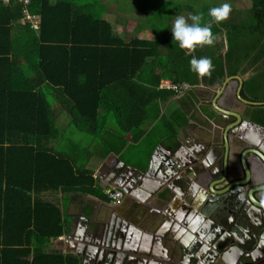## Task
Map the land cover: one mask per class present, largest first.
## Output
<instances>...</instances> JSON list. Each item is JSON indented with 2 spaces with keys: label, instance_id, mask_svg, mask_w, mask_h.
Masks as SVG:
<instances>
[{
  "label": "trees",
  "instance_id": "1",
  "mask_svg": "<svg viewBox=\"0 0 264 264\" xmlns=\"http://www.w3.org/2000/svg\"><path fill=\"white\" fill-rule=\"evenodd\" d=\"M24 7L36 17L37 29L20 21ZM104 11L101 0L0 4V264H77L72 255L48 251L66 227L44 194L76 189L82 173L70 149L75 142L55 125V109L65 112L72 132L90 140L92 155L100 157L149 135L142 126L158 115L151 104L175 94L159 89L161 80L197 84L191 59L211 60L210 75L199 76L212 84L264 57V0H251L239 23L210 24L212 37L224 30V58L218 54L224 42L214 39L184 56L188 48L167 28L155 30L150 41H124ZM205 11L201 24L213 18ZM256 68L246 90L251 101L264 102V79L258 77L264 69ZM254 113L264 117V108ZM166 128L158 138L174 129L169 123Z\"/></svg>",
  "mask_w": 264,
  "mask_h": 264
},
{
  "label": "crops",
  "instance_id": "2",
  "mask_svg": "<svg viewBox=\"0 0 264 264\" xmlns=\"http://www.w3.org/2000/svg\"><path fill=\"white\" fill-rule=\"evenodd\" d=\"M101 1L103 6L104 1L106 2L104 19L107 18L105 14L111 16L113 13V17L108 18L109 23L114 33L124 41L132 39L150 41L155 37V30L164 32L167 28L172 31L178 16H183L186 23L191 24L192 15L199 14L203 19L207 14L206 9L209 13L211 8H218L224 3L230 5V11L223 22L239 23L251 7V0H218V2L213 0H131V3H138L141 6L135 11V19L133 18L132 21L123 19L125 24L121 25V28H113V24L118 21L114 18L118 16L117 13L114 16L115 11L123 8L121 0ZM111 2L113 4H110ZM143 11L150 12L146 16L149 20L145 24L138 25L143 21ZM239 12L244 13L242 16L237 15ZM159 13L161 15H157ZM210 24H216L214 18L210 23L201 25L209 27ZM146 32L148 33L145 34ZM213 39L216 42H224V47L218 53L224 58L226 52L224 30L221 28V32ZM164 40L172 41L167 37ZM189 53H192V49H186L184 56ZM197 78V84L187 85V89L181 94L175 93L167 99H159L155 104H151L153 106L149 110L152 113L154 111L155 114L158 112V115L147 120L142 126L145 135L149 133L148 136L143 135L135 143L128 141L123 149L100 157L92 155L90 140L81 143L83 136H77L72 132L65 112L55 109V125L61 129L63 135H71L70 138L75 144L70 149L73 151L76 166L82 171L76 176V189L64 193L55 191L44 194V197H50L49 199L61 212L66 227L62 237L69 235L75 237L84 230L83 238L89 239L87 220L95 219L98 221L95 225H107V236L110 237L115 252L119 253L113 264H173L170 253L173 246L177 247V241L186 230L184 224L193 221L194 217L200 214L196 207V196L191 195L188 182L191 181L193 184L201 166L208 165L209 161H206V158L209 148L215 145L219 149L224 143L223 124L213 121L214 115L208 110L206 101L198 96L200 90H206L210 98L213 92L220 91L222 89L219 83L220 78L212 84L208 82L209 80L202 81L199 74ZM245 108L243 106L238 109L241 114L249 111L243 117L247 121L252 120L251 122L258 124L259 127L242 123L237 126V134L231 136L230 141L236 146L240 141L252 140L259 147L264 148V123L261 124L264 117L262 114H255L256 108L252 106ZM161 116L165 117L164 121H161ZM168 123L173 124L174 129L166 132V136L158 138L162 131L167 130ZM215 123L219 127L215 128ZM109 128H112V125ZM213 130H216L218 135H210ZM232 160L236 161V159ZM86 172L89 177L84 174ZM129 172H132L129 184L133 183L130 195L126 197L122 195L120 205L109 207L110 204L103 198V190L112 187L109 185L118 183L119 175ZM88 178L93 180L92 187L88 185L90 184ZM167 186L168 194L163 198L160 191ZM109 208L114 210L111 211ZM88 226L92 227V224L89 223ZM78 239L73 238L64 242L59 241L60 237L53 242L49 250L72 255L77 259L78 264V257L72 253L77 248ZM138 251L146 255H138ZM93 263L94 261L88 258L84 259V264Z\"/></svg>",
  "mask_w": 264,
  "mask_h": 264
},
{
  "label": "flooded vegetation",
  "instance_id": "3",
  "mask_svg": "<svg viewBox=\"0 0 264 264\" xmlns=\"http://www.w3.org/2000/svg\"><path fill=\"white\" fill-rule=\"evenodd\" d=\"M258 65H260L262 70L264 69V57H262L259 63H257V65L255 66L248 67V64L243 65L241 71L236 73L235 75L229 76L224 73V75L219 79V83L222 86V89L218 92L224 93L225 96L223 97L224 99L221 100L219 99V97L215 99V105L218 106V103H220L225 107H233L238 109L244 106L246 108H249V105L243 103L245 101L254 103L255 101H251L249 99L251 97L247 94L246 82L254 79V77L258 75L259 70L256 68V66L258 67ZM233 76H238L241 79H246L242 83V87L239 92H237V86L233 85V80L230 79ZM258 77L260 80H263L264 73L260 74V76ZM213 95L214 94H212L211 98L213 97ZM198 96H200L202 100L206 101L208 110L211 111V113L214 115L213 121H215L216 123H220V114L216 112L215 107L210 105V97L208 92L206 90H200ZM245 112L247 113L244 114H248L249 111ZM244 114L242 115L244 116ZM224 120L226 121L225 126H229V123L227 122L228 117H225ZM216 123L214 124L215 128L219 126ZM236 134L237 126L234 128H230V130H228L227 134L225 135L226 140L229 141L231 136H235ZM210 135L215 136L218 135V133L216 130H213V132H210ZM223 140H225V138H223ZM228 141H226L227 149L223 152L227 155L226 158H230L231 161H228L230 164H233V171L229 172L227 165L226 167L224 166L221 159L222 152H219L218 147H216L215 145L211 146L208 150L207 156V159L209 158V163L207 162L208 165H204V167L201 166V170L196 173V179L193 184L190 180V182H188L191 190V195L196 196V207L199 211L203 212L202 223H204L206 228L210 230L214 229L215 232H217V239H221L220 246L225 249V253L219 258L220 262L217 264H264V242L262 244L260 243L255 245L256 247L252 251L245 253V255L242 252H237L230 245L237 238H239L246 245L249 243V237L246 235V229H244L245 224L243 222L244 212L250 207L247 199V194L249 190L254 187L255 181L261 179V176L263 175L260 174V168H258L257 166L256 168L258 169L259 175L256 176L253 181L242 183L245 180L244 171L241 172L238 168V165L235 164V160H232L237 158L236 154L239 148L238 146H231L230 142ZM250 141V143L257 144L252 140ZM240 143H242V141L237 143V145H239ZM222 147L223 145H220V149H222ZM261 148L263 147L261 146ZM247 156H250V154H247ZM254 194L258 195V192ZM260 198H262L260 200H264V197L262 195ZM256 199L259 200L258 197H256ZM261 212L264 214V210ZM259 217L260 219H258V223L264 225V216L262 215ZM98 225L103 229L104 227H107V225L103 226V224ZM111 247H114V245L111 244ZM177 247H179V245ZM177 247L174 248L173 246L170 253V259L173 264L177 260L176 255L179 249H177ZM246 256L248 257V259H246ZM106 258L110 257H105L104 259ZM108 261L109 260L106 259L104 264H108ZM110 263L113 264V261H111ZM190 263L192 262L189 259H183V264Z\"/></svg>",
  "mask_w": 264,
  "mask_h": 264
},
{
  "label": "water",
  "instance_id": "4",
  "mask_svg": "<svg viewBox=\"0 0 264 264\" xmlns=\"http://www.w3.org/2000/svg\"><path fill=\"white\" fill-rule=\"evenodd\" d=\"M230 79L233 80V85L237 86V92L240 91L242 83L246 80L241 79L238 76H233ZM213 94V97L210 99V105L215 107L216 112L220 114V124H223V137L225 138V143L223 144L222 149L219 148V152H222L221 159L224 166L226 167L227 165L229 172H232L233 164L229 163V161H231L230 158H226L227 155L223 152L227 149L226 141L228 140H226L225 136L227 134V131L230 130V128L232 127L234 128L236 126L242 125V123H246L245 125L252 124L257 127H259V125L249 120L247 121L240 113V109L233 107H225L220 103H218V106L215 105V99H217L218 97L220 100L224 99L223 97L225 95L222 92H217ZM243 104H247L252 107H264V102L249 103L245 101ZM225 117H228L227 122L229 123V126H225ZM230 140L228 142H230V145L232 146ZM250 142L251 141H242V143H240L239 145L236 144L239 149L236 154L237 158L235 164L238 165V168L241 172L244 171L245 175V180L242 183H245L247 181H253V179L259 175L258 169L256 168L257 166L258 168H260V174L263 176H261V179L255 181L254 187L250 189L247 194V199L250 207L244 212V221H242L245 224L244 229H246V235L249 237V243L246 245L239 238H237L230 244L237 252H242L244 255L245 253L252 251L256 247L255 245L260 243L262 244L264 242V225L258 223V219H260L259 216H264V214L261 212L264 210V200H260L262 199L260 198L261 195L264 197V148H261L257 144H253ZM247 154H250V156H247ZM208 160L209 158H206V161ZM131 179L132 172L122 173V175H119L118 177V183L109 186L120 189L123 196L126 197L130 195V189L131 187H133V183L129 184V181ZM134 180L136 179L134 178ZM160 187H162V185ZM257 192L258 195L254 194ZM160 193H162L163 198L166 197L168 194V186L167 188H164L162 191H160ZM256 197H258L259 200L256 199ZM109 207L113 208L111 205H109ZM111 208H109V210L113 211L114 209L112 210ZM199 212L200 214L196 215L193 221L184 224L186 230L183 232L182 237H180L179 241H177L178 243L176 245H179V247H177V249H179L176 255L177 260L174 264H183V259H189L192 262L190 264H217L220 262L219 258L225 253V249L220 246L221 239H217V232H215L214 229H211V231L210 229L206 228L204 223H202L203 212ZM97 222L98 221H96L95 219L92 221L87 220L86 227L88 228V231H90L89 239H86L85 237L83 238L84 230H81V236L78 235L74 237L72 235H69L59 240L65 242L73 238L78 239V237L80 236L78 239L79 243L76 245V250H74L73 252L71 251L78 257V264H84L85 258H88L90 261H94L93 264H104L105 260L108 259V264H111L110 262L113 261L115 263V258L117 257V255L119 256V253L117 254L115 252V248L111 247L110 237L107 236L108 228L104 227L103 229L99 225H95ZM89 223L92 224V227L88 226ZM48 251L51 253L61 254V252L55 250ZM137 254L144 255L145 253L138 251ZM120 256H125V254H120ZM105 257L110 258L104 259ZM246 259H248L247 256Z\"/></svg>",
  "mask_w": 264,
  "mask_h": 264
},
{
  "label": "clouds",
  "instance_id": "5",
  "mask_svg": "<svg viewBox=\"0 0 264 264\" xmlns=\"http://www.w3.org/2000/svg\"><path fill=\"white\" fill-rule=\"evenodd\" d=\"M229 11L230 5L228 3H224L218 8H211L208 14L216 21H222L227 18ZM190 19L192 21L191 24L186 23V20L183 16H178L175 19L171 31L173 40L178 41L181 48L188 49H192L196 45H211L213 43L211 30L209 27L201 25V16L199 14L192 15ZM190 64L192 70L201 76L210 75L211 71L213 70V65L209 58H193L191 59ZM61 239H63V237H61Z\"/></svg>",
  "mask_w": 264,
  "mask_h": 264
},
{
  "label": "built area",
  "instance_id": "6",
  "mask_svg": "<svg viewBox=\"0 0 264 264\" xmlns=\"http://www.w3.org/2000/svg\"><path fill=\"white\" fill-rule=\"evenodd\" d=\"M31 0H0V4L6 5V4H21L22 6L28 5ZM21 22H29L30 26L33 29H37V21L36 17L31 15L28 10L24 7L22 9V18L20 20ZM159 89H167L170 90L176 94H181L187 89V85L184 83H172L169 80L160 81L159 83ZM103 195L105 196V200L108 204L112 206H118L122 202V192L114 187H108L103 190Z\"/></svg>",
  "mask_w": 264,
  "mask_h": 264
},
{
  "label": "rangeland",
  "instance_id": "7",
  "mask_svg": "<svg viewBox=\"0 0 264 264\" xmlns=\"http://www.w3.org/2000/svg\"><path fill=\"white\" fill-rule=\"evenodd\" d=\"M216 1L218 2V0H213V2H216ZM241 1H246V0H241ZM104 3H105L104 6H106V2L105 1H104ZM120 3L122 4L123 8H118L115 11L114 16L116 15V13L118 14V16H115L114 18H116L118 21L113 24L114 25L113 28H121L120 26L125 24L123 19H128V20H131V21L133 20V18L135 19V16H134L135 11H137V9L141 7L140 5H138V3H131V0H121ZM110 4H113V2H111ZM142 13H143V15H142V20L143 21L139 22L138 25L142 24V23L145 24V22L149 20V19L146 18V16H147V14H150V12H144L143 11ZM144 13H145V15H144ZM243 13L239 12V13H237V15H241L242 16ZM112 15H113V13H111V16H109L108 14H105V16L107 17L106 20L108 22L110 21L108 18L113 17ZM116 19H113V20L116 21ZM150 20H152V19H150ZM153 20H154V18H153ZM119 21H122V22H119ZM135 31L137 32L138 28ZM147 33L148 32H146L145 34H147ZM220 51H221V49H220ZM85 141H87V140L82 139L81 143H83Z\"/></svg>",
  "mask_w": 264,
  "mask_h": 264
}]
</instances>
